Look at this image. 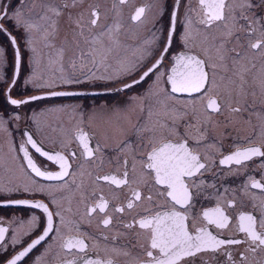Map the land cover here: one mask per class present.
Returning <instances> with one entry per match:
<instances>
[{
	"label": "snow or ice",
	"instance_id": "6c2138e0",
	"mask_svg": "<svg viewBox=\"0 0 264 264\" xmlns=\"http://www.w3.org/2000/svg\"><path fill=\"white\" fill-rule=\"evenodd\" d=\"M33 2L39 4L35 15L25 13L22 0H0V35L14 52L13 75L7 81L0 75V83L5 84L0 129H5L9 105L19 108L46 96L78 94L54 91L13 98L22 46L34 62L38 46L41 51L47 49L48 62L59 66L62 83L108 82L110 91L124 93L127 99L122 107L104 110L118 143L116 167L103 176L94 175V168L103 165L112 135L105 132L100 138L81 126L64 135L61 151L45 150L34 133L22 131L21 141L12 146L16 155L11 164L0 159V167L9 172L7 185L0 180V195L40 192L49 197L47 203L23 198L4 201L6 206L40 209L45 219L42 227L36 216L14 221L18 227L11 237L9 228L0 226V250L7 252L0 264H29L38 246H44V252L35 264H264V176L257 180L249 175L242 185L241 192L252 198L253 211L238 214L230 235L225 232L230 223L226 208L235 207L234 199L221 206L223 198L217 196L214 207L199 215L192 212L205 185L201 177L208 172L209 158L200 147L209 129L221 127L215 116L229 113L225 127L233 124L236 141L241 140V127L251 133L223 156L221 165L230 171L236 165L239 172L247 168L248 161L264 158V0H241L239 6L236 0H196L195 6L192 0H172L171 5L167 0H147L128 14L132 27L150 32L147 39L136 43L123 39V16L130 0H113L110 14L87 6L85 0ZM178 21L182 26L179 37ZM174 38L182 50L173 48ZM5 60L6 50L0 45V64ZM89 64L84 76L72 75ZM65 65L67 76L63 75ZM101 68L112 71L97 75ZM39 79L33 73L26 84L52 87L37 83ZM149 81L143 94L130 91ZM197 103H201L200 112L195 110ZM188 105L193 106L191 112ZM15 119H20L18 114ZM69 143H75L79 151L68 150ZM36 154L59 170L48 171L37 162ZM17 161L27 181L12 178ZM86 176L93 184L103 181L110 188L124 190L121 202L112 204V211L119 214L118 223L109 213V200L85 192ZM253 190H259V195ZM161 200L165 203L160 204ZM93 220L106 230L99 236L82 229ZM37 228L41 230L26 242L25 236ZM9 239L11 245L6 247Z\"/></svg>",
	"mask_w": 264,
	"mask_h": 264
},
{
	"label": "flooded vegetation",
	"instance_id": "af4514ba",
	"mask_svg": "<svg viewBox=\"0 0 264 264\" xmlns=\"http://www.w3.org/2000/svg\"><path fill=\"white\" fill-rule=\"evenodd\" d=\"M147 2V0H130V3L125 6V12L123 21L126 25L124 37L128 43L142 42L150 36V32L144 28H134L128 23V14L139 3ZM241 0H236V5L239 6ZM113 0H85L87 6H96L103 10L105 13L110 14V7ZM167 3L171 5L172 0H167ZM196 0H192L193 6H195ZM18 7L21 5H17ZM22 6L26 14L35 15L39 11V4H34L33 0H22ZM183 6V5H182ZM168 16L167 13L164 16V27H167ZM182 34V26L177 23V37ZM0 45L6 50V60L0 64V75L5 78V81L13 75V48L9 45L8 41L3 35H0ZM173 48L176 50H182V46L179 45L178 40L174 38ZM47 49L40 50L38 46V55L36 56L40 64H37L36 57L35 62L32 54L27 48L21 47V64L19 79L17 80V86L12 89L13 98H28L33 95L44 96L47 92L64 91L75 92L77 95L59 96V97H45L44 99L32 101L29 104L21 105L19 108L14 106H8V111L5 113V129H0V159H3L5 164H11V157L16 155V152L12 151L13 144L18 145L21 141V132L30 131L34 133V138L41 141L45 150L48 151H61L64 150L61 145V139L65 134L71 135L75 131L76 126L83 127L86 131L95 133L98 137L103 138L104 133L108 132L112 135V139L109 140L111 145L105 152L103 165H97L94 168V175H105L112 171L115 165V145L118 143V138L113 132L110 125L106 123L107 117L104 115L106 108H119L122 107V102L127 99L124 93H116L110 91L112 85L103 81H91L79 84H64L61 82V71L56 64H49L47 57ZM43 56V59L40 57ZM91 65L80 71L77 69L72 75L75 78H80L89 72ZM38 70V71H37ZM94 70V69H93ZM112 69L101 68L97 75L109 74ZM33 73L40 79L37 83H48L52 87H32L31 84H26V81L33 77ZM63 75H69L67 65H65V71ZM151 81L146 83L143 87L137 86L136 90L132 91V94H143L144 90L149 86ZM115 83H119L116 81ZM5 89V84L0 83V106L4 104V95L2 94ZM198 95V94H197ZM223 99V97H219ZM182 99H189L187 96ZM228 103V101H224ZM202 103V102H201ZM201 103H197L194 107L197 112L201 111ZM188 110H193L192 105H188ZM19 115L20 119L16 120L15 116ZM95 114V115H94ZM246 116L247 113H244ZM229 113L224 111L223 115H217L214 120H218L221 127L216 131L208 130L207 138L200 147L202 155H206L209 158L208 172L205 173L201 179L205 181V185L201 189V195L195 200V207L192 212L196 215L202 210H206L209 207L216 205V197L220 196L223 199L220 201L221 206H225L226 201L235 200L236 205L234 208H226L227 214L230 216V223L228 229L225 230L227 234H231L234 229V225L237 223L238 214L240 212L253 211L251 205L253 203L250 195H245L241 192L242 185L246 182L247 177L251 175L257 180H260L264 176V168L260 166L264 164V158L257 157L252 161L247 162V168L239 172L235 171L237 166L233 165L232 170L225 165H221L219 161L223 156L229 154L235 150L237 143H243V137L250 135V131L244 127H241L240 136L241 140H235V130L232 123H225ZM35 117V120L33 119ZM114 119V118H113ZM181 133L184 132L183 123L180 124ZM220 132H224L223 136ZM192 135H195V130L192 131ZM178 139V138H177ZM191 143V141H189ZM210 145V146H205ZM75 149L79 151L75 143H69L68 150ZM18 151V148H17ZM33 151L34 150H31ZM22 156V153H20ZM37 155V162L42 163L48 171H58V167L50 161H46L43 157ZM17 163V170L13 175V179L16 182L27 181V177L19 171ZM75 162L73 167L75 168ZM39 179V178H37ZM0 180L6 185L9 180V172L7 167H0ZM85 192H95L98 196H103L109 200V213L113 215L114 223H118L119 214L112 211V204H119L124 197L123 189L110 188L105 182L101 181L99 185L93 184L91 180L86 176L84 178ZM41 183H48L41 181ZM79 183V178L77 179ZM215 185V187H213ZM135 187V185H133ZM259 195V190H253ZM117 194L119 199L116 198ZM34 199L36 201L49 202V197L37 192L35 195H20L15 194L12 197L0 195V220L3 221L0 226L9 228V237L14 236L15 229L18 227L14 221H28L32 216H36L39 220L40 226L44 224V213L40 209L6 206L4 201L7 199ZM160 204H164L163 200L159 201ZM51 206V205H50ZM75 206V202H74ZM81 212L83 211V204L80 205ZM258 216L259 213L256 212ZM98 221L93 220L92 223L83 224L82 229L87 233H91L94 236H99L101 231H106L97 226ZM37 228L32 232L30 236H25V241H30L40 231ZM11 240H8L6 247H10ZM23 245H18L17 248H22ZM101 247H103V241H101ZM238 247H243L240 245ZM44 252V246H38L37 250H34V254H30L32 259L29 264H35V261ZM103 252L101 251V255ZM7 255L6 251L0 250V259ZM94 258V256H93Z\"/></svg>",
	"mask_w": 264,
	"mask_h": 264
},
{
	"label": "rangeland",
	"instance_id": "374dc122",
	"mask_svg": "<svg viewBox=\"0 0 264 264\" xmlns=\"http://www.w3.org/2000/svg\"><path fill=\"white\" fill-rule=\"evenodd\" d=\"M36 61H37V64H40V63H39V60H38V58H37V57H36ZM37 71H38V70H37Z\"/></svg>",
	"mask_w": 264,
	"mask_h": 264
}]
</instances>
